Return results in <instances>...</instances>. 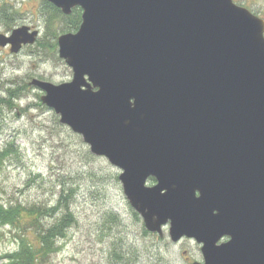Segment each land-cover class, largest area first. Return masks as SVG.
<instances>
[{
	"label": "water",
	"instance_id": "water-1",
	"mask_svg": "<svg viewBox=\"0 0 264 264\" xmlns=\"http://www.w3.org/2000/svg\"><path fill=\"white\" fill-rule=\"evenodd\" d=\"M41 1L81 23L57 38L72 79L28 86L120 170L145 230L200 245L191 264H264V20L233 0Z\"/></svg>",
	"mask_w": 264,
	"mask_h": 264
},
{
	"label": "rangeland",
	"instance_id": "rangeland-1",
	"mask_svg": "<svg viewBox=\"0 0 264 264\" xmlns=\"http://www.w3.org/2000/svg\"><path fill=\"white\" fill-rule=\"evenodd\" d=\"M233 2L264 19V0ZM7 10L16 11L11 27L2 19ZM23 25L39 32L34 45L13 55L8 47L0 48V98L6 97L7 87L22 88L15 109L0 105V150L9 141L18 150L17 156L0 165V203L53 207L66 190L75 223L47 264L120 263L111 255L113 249L129 264L202 262L196 243L187 238L171 243L168 225L162 228V238L148 233L122 194L120 170L93 156L80 136L59 124L54 111L39 100L43 95L39 89L23 87L36 78L54 85L72 79L56 45L57 37L68 33L67 21L55 17L40 0H0V34ZM60 215L62 211L44 221L51 224ZM15 248L13 229L2 228L0 256Z\"/></svg>",
	"mask_w": 264,
	"mask_h": 264
},
{
	"label": "trees",
	"instance_id": "trees-1",
	"mask_svg": "<svg viewBox=\"0 0 264 264\" xmlns=\"http://www.w3.org/2000/svg\"><path fill=\"white\" fill-rule=\"evenodd\" d=\"M48 8L55 14V17H62L67 21L68 33L77 31L80 25L81 12L79 9L72 11L70 16L63 17L61 13L50 4L45 3ZM1 9H7L5 6ZM3 22L6 26L11 27L16 11L7 10L6 16L2 14ZM11 29V28H10ZM56 47V46H55ZM27 85L23 87L26 88ZM21 89L7 87L4 89V98H0V105L15 109L16 100L19 98ZM1 112V110H0ZM1 133V125H0ZM1 135V134H0ZM5 147L0 150V165L7 159L17 156L18 150L12 141L6 142ZM66 190L61 192L59 200L53 207L38 206L35 204L22 205L21 203H11L4 205L0 203V230L2 228H12L14 231V242L16 248L0 256L1 264H47V259L58 252L59 240L65 238L68 228L75 223V218L69 207V197L65 195ZM62 211V215L47 224L44 218L52 217ZM110 216V215H108ZM115 220V216H111ZM111 255L120 263L129 264L127 261L120 259L116 250L113 249Z\"/></svg>",
	"mask_w": 264,
	"mask_h": 264
},
{
	"label": "flooded vegetation",
	"instance_id": "flooded-vegetation-1",
	"mask_svg": "<svg viewBox=\"0 0 264 264\" xmlns=\"http://www.w3.org/2000/svg\"><path fill=\"white\" fill-rule=\"evenodd\" d=\"M44 4H45V2H43ZM253 14V13H252ZM64 17V16H63ZM258 17V16H257ZM261 19V18H260ZM263 19V18H262ZM264 20V19H263ZM31 31H34V30H31ZM39 33V32H38ZM227 239L228 238H224V239H222L221 241L222 242H226L227 241ZM189 241H192V242H194L193 240H191V239H189ZM195 243V242H194ZM198 245V244H197ZM200 248H201V246L199 245V254L201 255V253H200ZM201 257H202V255H201ZM202 261V260H201ZM194 262H196V261H192L191 263H194ZM191 263H187V264H191Z\"/></svg>",
	"mask_w": 264,
	"mask_h": 264
}]
</instances>
